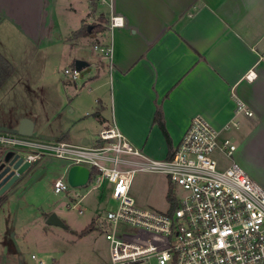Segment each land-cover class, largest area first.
<instances>
[{
  "label": "crops",
  "instance_id": "0c3cea01",
  "mask_svg": "<svg viewBox=\"0 0 264 264\" xmlns=\"http://www.w3.org/2000/svg\"><path fill=\"white\" fill-rule=\"evenodd\" d=\"M111 7L123 16V27L108 28ZM0 16V55L13 68L2 35L17 34L33 46L37 35L59 31L76 43L72 35L82 27L102 25L90 36L111 48V59L100 56L96 75L89 78L108 79L110 87L111 117L103 115L101 103V129L115 125L149 158L167 159L197 114L232 141L242 125L246 137L254 129L264 131V61L259 62L264 55V0H0ZM249 72L253 74L247 79ZM235 99L252 116L235 115ZM157 111L170 149L155 121ZM24 118L33 122V135L35 122L27 115L2 121L0 133L16 134ZM232 120L239 128L225 131ZM31 137L27 139L40 143ZM47 138L68 143L63 137ZM81 145L90 146L87 139ZM37 162L31 164L29 178Z\"/></svg>",
  "mask_w": 264,
  "mask_h": 264
},
{
  "label": "built area",
  "instance_id": "2783aa9c",
  "mask_svg": "<svg viewBox=\"0 0 264 264\" xmlns=\"http://www.w3.org/2000/svg\"><path fill=\"white\" fill-rule=\"evenodd\" d=\"M124 25L123 16L111 7L108 28ZM95 45L102 59H111V48ZM264 61V55L259 62ZM75 82L80 71L65 69ZM253 73L249 72L246 78ZM252 116L235 99V115ZM232 120L224 130L238 129ZM0 147L31 149L24 156L29 163L41 155H52L89 170L86 183L110 186L116 208L106 213L96 227L102 229L108 244L106 264H264V189L236 163V146L222 138L204 117L195 115L170 159L153 160L134 148L115 126L98 132L96 144L71 145L65 142L43 144L27 137L0 133ZM216 155L229 160L220 164ZM138 172L168 177L175 206L166 212L139 207L130 194ZM61 178L53 184L54 193L67 190ZM70 187V186H69ZM178 188L182 193L178 194ZM80 200L68 205L75 209ZM82 213V211H79Z\"/></svg>",
  "mask_w": 264,
  "mask_h": 264
},
{
  "label": "rangeland",
  "instance_id": "374dc122",
  "mask_svg": "<svg viewBox=\"0 0 264 264\" xmlns=\"http://www.w3.org/2000/svg\"><path fill=\"white\" fill-rule=\"evenodd\" d=\"M2 37L15 73L0 89V124L27 115L35 122L31 139L51 144L53 139L47 137L56 136L67 139L71 145H81L83 139H87L90 146L94 145L101 129L98 120L101 103L103 115L111 117L108 79L89 80L96 75V63L102 55L94 48L95 45L101 47L96 37H73L78 41L70 43L63 33L53 31L50 36L37 35L33 39L42 47L39 51L34 43L29 45L17 34ZM77 60L88 65L80 70L79 78L71 82L64 70L73 68ZM242 127L233 140L234 160L252 180L264 186V131L254 129L246 137L247 132ZM0 150L1 154L8 151L3 147ZM27 152V149L20 151L23 156ZM216 157L223 166L230 163L220 155ZM37 161L29 181L8 196L10 199L0 212V264H106L108 244L94 221H101L107 212L116 208L110 186L96 187L92 183L76 188L68 186L67 190L56 194L53 184L59 178L66 183L70 162L49 154L41 155ZM168 185L166 175L138 172L133 177L130 194L139 207L166 212L170 204L166 199ZM175 190L182 193L178 188ZM77 200L80 202L75 209L68 208ZM51 214L65 227L47 225ZM89 224H92L91 230L80 235Z\"/></svg>",
  "mask_w": 264,
  "mask_h": 264
},
{
  "label": "water",
  "instance_id": "95a60500",
  "mask_svg": "<svg viewBox=\"0 0 264 264\" xmlns=\"http://www.w3.org/2000/svg\"><path fill=\"white\" fill-rule=\"evenodd\" d=\"M92 26H88V32ZM88 64L77 60L74 62V68L78 71L85 68ZM33 133V122L24 118L20 121L16 134L21 137H31ZM31 163L25 161L20 151L8 150L0 156V197L12 196L18 190V186L24 185L29 177L27 172ZM89 178V170L82 165H72L69 167L66 180L70 187L76 188L85 186ZM5 199V200H6ZM47 225L65 227V224L55 215L51 214L47 220Z\"/></svg>",
  "mask_w": 264,
  "mask_h": 264
},
{
  "label": "trees",
  "instance_id": "16d2710c",
  "mask_svg": "<svg viewBox=\"0 0 264 264\" xmlns=\"http://www.w3.org/2000/svg\"><path fill=\"white\" fill-rule=\"evenodd\" d=\"M0 21H1V16H0ZM101 29L102 28L100 26H98L97 24H93L91 27V30L88 32L87 27L84 26L80 30L75 32L72 35V38L73 37H75V38L87 37V36H90L94 33L101 31ZM13 71H14L13 66L4 57H2L0 55V87L11 77V75L13 74ZM158 116H160L159 111H157V113H156L155 121L158 122L159 127L161 128V130H162V132L166 138L168 147L170 149V141H169L168 135L164 129L163 123L161 122L160 119H158ZM172 155H173V152L170 153V155H169V157H167V159H170L172 157ZM0 156H1V152H0ZM170 191H171V187H170V185H168V190L166 193V199L171 202L170 209L172 210L173 207L175 206V203L170 196ZM5 199H6L5 196L0 197V208L3 205V203L5 202ZM91 226H92V224H89L88 227H86L84 230H82L80 232V235H86L91 230V228H92Z\"/></svg>",
  "mask_w": 264,
  "mask_h": 264
}]
</instances>
